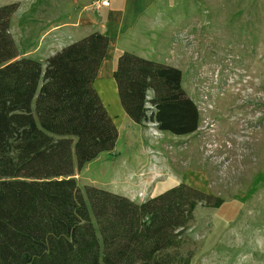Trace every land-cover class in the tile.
<instances>
[{
  "label": "trees",
  "instance_id": "1",
  "mask_svg": "<svg viewBox=\"0 0 264 264\" xmlns=\"http://www.w3.org/2000/svg\"><path fill=\"white\" fill-rule=\"evenodd\" d=\"M17 7H0V264H190L181 234L198 206L222 200L185 184L140 204L78 188L75 169L112 151L118 136L94 88L108 39L92 33L43 70L19 58L10 33ZM112 78L134 124L173 136L198 129L179 69L123 52Z\"/></svg>",
  "mask_w": 264,
  "mask_h": 264
},
{
  "label": "rangeland",
  "instance_id": "2",
  "mask_svg": "<svg viewBox=\"0 0 264 264\" xmlns=\"http://www.w3.org/2000/svg\"><path fill=\"white\" fill-rule=\"evenodd\" d=\"M40 1L0 0V7L18 4L10 33L23 55L48 27ZM65 2V10L76 8ZM162 20L161 40L139 57L183 73L198 129L173 136L123 115L114 121V149L73 178L80 189L138 204L180 184L219 198L218 209L196 208L181 234L182 253H191L190 264H264V0H174Z\"/></svg>",
  "mask_w": 264,
  "mask_h": 264
},
{
  "label": "crops",
  "instance_id": "3",
  "mask_svg": "<svg viewBox=\"0 0 264 264\" xmlns=\"http://www.w3.org/2000/svg\"><path fill=\"white\" fill-rule=\"evenodd\" d=\"M65 1L73 3L76 8L65 10ZM94 1L61 0L59 9L53 10V3L57 0H41L39 5L46 8L45 23L48 27L39 32L36 46H30L27 49L29 51L25 49V54L19 55L26 58L37 56V61L43 62L65 46L92 33L107 37V50L95 78L94 88L114 123L116 118L124 115L112 78L117 57L123 52L145 57L151 42L158 44L161 40L156 34L165 23L163 20L159 22L158 18L173 8L174 0H110L108 8L99 10L91 8Z\"/></svg>",
  "mask_w": 264,
  "mask_h": 264
},
{
  "label": "built area",
  "instance_id": "4",
  "mask_svg": "<svg viewBox=\"0 0 264 264\" xmlns=\"http://www.w3.org/2000/svg\"><path fill=\"white\" fill-rule=\"evenodd\" d=\"M109 5H110V0H95L92 3L91 8L95 10H99L100 8H108Z\"/></svg>",
  "mask_w": 264,
  "mask_h": 264
}]
</instances>
